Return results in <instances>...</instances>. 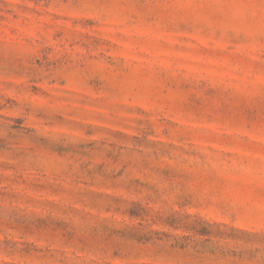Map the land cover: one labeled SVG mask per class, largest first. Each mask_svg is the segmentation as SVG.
Wrapping results in <instances>:
<instances>
[{"label":"rangeland","instance_id":"obj_1","mask_svg":"<svg viewBox=\"0 0 264 264\" xmlns=\"http://www.w3.org/2000/svg\"><path fill=\"white\" fill-rule=\"evenodd\" d=\"M0 264H264V0H0Z\"/></svg>","mask_w":264,"mask_h":264}]
</instances>
